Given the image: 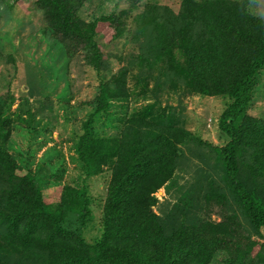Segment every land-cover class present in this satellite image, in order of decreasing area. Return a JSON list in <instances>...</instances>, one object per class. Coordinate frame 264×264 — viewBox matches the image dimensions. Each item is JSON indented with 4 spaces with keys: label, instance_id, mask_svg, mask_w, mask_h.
Listing matches in <instances>:
<instances>
[{
    "label": "trees",
    "instance_id": "16d2710c",
    "mask_svg": "<svg viewBox=\"0 0 264 264\" xmlns=\"http://www.w3.org/2000/svg\"><path fill=\"white\" fill-rule=\"evenodd\" d=\"M123 1L128 8L118 15L87 21L77 11L88 0H32L67 57L88 50L99 74L111 58L122 59L104 56L96 41L102 29L113 32L105 46L126 37L137 52L109 79L102 76L96 112L73 143L85 179L109 172L93 244L65 225L69 213L81 227L91 217L85 187H63L52 205L30 172L16 174L0 104V264H264V119L247 114L264 70V19L251 12L250 0H180L177 12L157 4L136 11L143 0ZM191 95L226 99L217 120L227 139L221 147L185 129L181 101ZM140 96L153 102L126 112L114 135L97 133V113L102 127L120 120L107 112L109 101ZM172 97L176 107L162 105ZM177 173L188 176L181 185ZM203 181L210 188L195 194ZM186 185L176 203L157 204L162 187L168 194Z\"/></svg>",
    "mask_w": 264,
    "mask_h": 264
},
{
    "label": "rangeland",
    "instance_id": "374dc122",
    "mask_svg": "<svg viewBox=\"0 0 264 264\" xmlns=\"http://www.w3.org/2000/svg\"><path fill=\"white\" fill-rule=\"evenodd\" d=\"M145 4L162 5L177 12L180 0H143L136 11H140ZM127 8L128 3L123 0H88L77 11V16L89 21L99 15H118ZM249 9L254 15L264 19V0H250ZM134 13L130 14V19ZM129 18L127 25L131 28ZM112 33L109 29H102L96 41L104 50V56H108L106 53L117 54L122 59L111 58L108 70L99 74L87 62L88 50L78 51L67 57L63 45L53 36L52 31L43 28L41 14L32 6V0H0V104L2 117L10 120L4 149L19 166L16 173L18 176L30 172L41 188L47 204H57L65 186L77 190L85 187L91 199V217L81 227L76 216L69 213L65 225L81 232L88 244L95 243L101 234V212L109 172L85 179L78 169L73 143L82 132V124L89 115L96 112L95 102L102 76L109 79L125 65L129 55L137 52L136 46L130 44L126 37L105 46ZM134 72L135 70L132 73ZM152 73L158 76L157 72ZM126 80L127 88L133 89L129 76ZM151 85L149 82L148 89ZM109 102L107 112L110 116L114 114L111 118L120 120L114 123L113 128L102 127L104 116L97 113L94 118L99 121L95 127L101 136L114 135L123 123L126 112L151 104L153 100L150 96H140L135 100L132 97L124 101ZM181 102L183 110L179 114H182L185 129L197 134L211 146L224 145L227 139L219 133L217 120L227 106L226 99L191 95ZM165 104L176 107L175 97L162 102V105ZM32 113L35 115H31ZM247 114L264 119V70L258 75L253 101L249 104ZM31 126L36 127L30 129ZM175 178L181 185L183 178L186 180L188 176L177 173ZM184 188L187 185L177 189L174 187L167 194L165 187H162L154 194L157 204L161 205L170 199L176 203ZM209 188L210 184L203 181L196 183L193 190L197 194L198 191ZM214 209L211 219L218 222V210ZM153 211L160 209L154 207Z\"/></svg>",
    "mask_w": 264,
    "mask_h": 264
}]
</instances>
